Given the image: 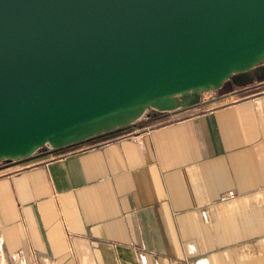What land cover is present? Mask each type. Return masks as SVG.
Returning a JSON list of instances; mask_svg holds the SVG:
<instances>
[{"label":"crops","instance_id":"obj_1","mask_svg":"<svg viewBox=\"0 0 264 264\" xmlns=\"http://www.w3.org/2000/svg\"><path fill=\"white\" fill-rule=\"evenodd\" d=\"M202 95L1 172L0 264H264V59Z\"/></svg>","mask_w":264,"mask_h":264},{"label":"water","instance_id":"obj_2","mask_svg":"<svg viewBox=\"0 0 264 264\" xmlns=\"http://www.w3.org/2000/svg\"><path fill=\"white\" fill-rule=\"evenodd\" d=\"M217 43L234 44L236 62L263 50L264 0H0V149L41 130L76 133L56 148L127 125L143 112L115 124L124 113L97 115L127 101L172 109L264 59L170 88L202 75ZM153 85L164 93L144 100Z\"/></svg>","mask_w":264,"mask_h":264},{"label":"bare ground","instance_id":"obj_3","mask_svg":"<svg viewBox=\"0 0 264 264\" xmlns=\"http://www.w3.org/2000/svg\"><path fill=\"white\" fill-rule=\"evenodd\" d=\"M232 46L235 45L217 43L215 45V48L212 47V50H210V48L206 50L202 65L204 69L200 70L202 75H198V77L195 79L183 81L179 84H169L170 86H172L170 88H181L190 86L195 83L221 80L233 73L234 71L247 68L251 66L255 61L264 57L263 49L251 58L236 62V52L230 49V47ZM165 89L168 90V88ZM162 90L163 89L160 88V85H153L147 93H144L142 95H145L144 100H149L153 96H157L160 91L164 93V91ZM127 103L128 101L119 103L117 106L111 107L104 112H100L97 117L109 115L112 116L121 112L124 113L123 115H117L113 117L112 123L115 124L121 119L124 120L126 117H131L130 115L139 114L143 112V107L140 103H138L139 105L135 104L126 107L128 105ZM74 134L76 133H73V131L70 130V128L68 129V127L62 128L61 130L57 129L52 131H37V133L34 134L33 137H31L30 139L27 138L28 140H19L16 142H11L1 147L0 160L5 159L7 154H12L15 152L27 153L31 149L39 148L44 144L48 145L49 147H52L58 139L67 136L70 137Z\"/></svg>","mask_w":264,"mask_h":264},{"label":"rangeland","instance_id":"obj_4","mask_svg":"<svg viewBox=\"0 0 264 264\" xmlns=\"http://www.w3.org/2000/svg\"><path fill=\"white\" fill-rule=\"evenodd\" d=\"M210 94V91L203 93L202 92L199 93V96L202 95L203 97H207ZM180 97V96H177ZM187 98V97H186ZM158 101V100H157ZM156 101V102H157ZM161 109V110H160ZM165 109H163V107L155 102L150 103L149 105H147L142 113V115H140L139 117H137L134 122L132 123H136L139 121V119H141L142 117H147V116H155L157 114H162L164 113ZM157 122H150V124H155ZM80 146H84V145H78L77 147ZM52 150H54L52 147H49L48 145H42L39 148H36L34 150H32L28 155H16V156H11V157H6L3 160H0V173L1 172H5L17 167H21L22 165H25L27 163H30L38 158H35L36 155L45 153V156L47 157H53L56 156V153L52 152ZM43 156V154H42Z\"/></svg>","mask_w":264,"mask_h":264},{"label":"built area","instance_id":"obj_5","mask_svg":"<svg viewBox=\"0 0 264 264\" xmlns=\"http://www.w3.org/2000/svg\"><path fill=\"white\" fill-rule=\"evenodd\" d=\"M234 196L233 191H228L227 193L223 194L222 196H220V200L224 201L228 198H232Z\"/></svg>","mask_w":264,"mask_h":264}]
</instances>
